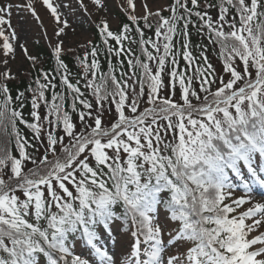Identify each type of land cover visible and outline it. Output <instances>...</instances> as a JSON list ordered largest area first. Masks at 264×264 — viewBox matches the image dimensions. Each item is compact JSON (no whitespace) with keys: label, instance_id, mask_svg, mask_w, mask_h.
I'll return each instance as SVG.
<instances>
[{"label":"snow or ice","instance_id":"obj_1","mask_svg":"<svg viewBox=\"0 0 264 264\" xmlns=\"http://www.w3.org/2000/svg\"><path fill=\"white\" fill-rule=\"evenodd\" d=\"M92 3L104 7L103 0ZM43 4L63 25L59 37L68 21L52 0ZM25 7L39 20L33 0L0 4L5 57H15L18 40L13 8ZM142 7L145 15L138 17L135 0H126L130 23L117 32L107 20L97 26L106 51L117 57L135 26L139 40L133 42L145 59L128 60L131 75L121 71L118 78L109 61V73L98 77L99 49L91 41L90 52L77 57L95 107L79 81L71 82L63 41L54 55L60 84L73 97L71 112L66 96L55 91V77L43 70L35 88L26 89L35 93L32 122L23 115L25 93L14 98L7 83L0 84V264H264V202L255 200L264 197V0H173L167 17L146 0ZM150 16L157 23L146 37L139 22L152 29ZM190 25L217 48L219 72L206 47L198 45L199 57L193 55ZM0 77L16 78L7 69ZM41 103L48 109L43 118ZM105 113L113 120L105 122ZM115 221H123L134 240L123 262L104 240ZM78 243L96 259L76 254Z\"/></svg>","mask_w":264,"mask_h":264},{"label":"rangeland","instance_id":"obj_2","mask_svg":"<svg viewBox=\"0 0 264 264\" xmlns=\"http://www.w3.org/2000/svg\"><path fill=\"white\" fill-rule=\"evenodd\" d=\"M4 2L5 0H0V4ZM10 2L14 4H26L27 0H10ZM144 2L145 0H135V14L138 17L145 15L142 7ZM146 2L152 12L157 10L163 12L165 11L164 9H167L170 0H146ZM52 3L54 6H58L57 11L61 20H67L69 25L59 37L56 35V32L63 25L57 23L51 15L50 10L43 4V0H33V7L39 20L26 7L19 10L13 8L11 22L18 36V40L13 42L16 46L15 57H5L2 51H0V61H8L6 65L0 63V72L7 69L17 77L28 71L31 63L36 62L27 59L24 51L19 47L21 44L27 48L28 55L33 57L36 56L37 47L40 43L49 50L54 51L58 41H63L61 45L62 51L73 49L92 41L90 31L93 27H97L102 20H107L109 27L115 29L118 27V14H126L124 11L126 0H103V8H98L92 3V0H83V4L87 9L86 11L84 7H81L80 0H52ZM216 66L218 71H220V63L217 62ZM0 78L2 79V77ZM106 114V116H110V114ZM236 195H243V192L237 191ZM255 200L264 202V197L256 195ZM249 206L251 205L247 204L244 208ZM104 240L110 254L115 253L114 259H119L121 262L128 258L132 244L134 243L130 234L120 231L119 225H113L112 233L106 234ZM75 253L85 259H96L94 255L90 254L88 248L77 246Z\"/></svg>","mask_w":264,"mask_h":264},{"label":"trees","instance_id":"obj_3","mask_svg":"<svg viewBox=\"0 0 264 264\" xmlns=\"http://www.w3.org/2000/svg\"><path fill=\"white\" fill-rule=\"evenodd\" d=\"M172 2H173V0H170V3L168 4V6L171 5ZM209 2L218 4L219 0H209ZM200 10L204 11L205 9L201 8ZM207 11H209V14L212 15L213 17L217 16V14H218L216 9H208ZM162 15L167 17L170 15V12L165 10L162 12ZM192 19L195 20L196 17H193ZM125 23H130L127 20L126 14L119 13L118 14V27L115 29H112V28H110V29L113 32H117L120 30L122 25ZM149 23H151L153 25L152 29L144 27V21L143 20H140V22H139V25L142 28V30L144 31L146 37L154 35V28H155V25L157 23L156 18L150 16L149 17ZM134 28H135V26H133V31L130 33V39L124 41L125 53H122L120 57L115 56V54H109L106 51L105 46L103 45L98 27H93L91 29V31H90L92 34V41L91 42L93 45H96L99 49V54L97 57L99 64H100L99 72L97 73L98 77L101 73H103V74L109 73V70H110L109 61H111V65L116 69L117 77L120 78L121 71L127 72L129 75H131V73L133 71V69H130L128 66V60L135 61L137 58H140L141 60L145 59V57L141 53L139 44L133 42V41L139 40V36L135 32ZM189 31L191 33L190 40H191V51L193 52V55L199 57L201 48L197 47L198 45L202 46V47H206V49H207L206 55L208 56L209 61L214 65L215 68L217 67L216 66L217 62L220 63V65L222 67V62H221V59L218 55L217 48L215 46L209 44V42L205 36L198 35L196 32V29H194L191 25L189 26ZM109 43L116 46V47H119V45H115V42L111 41V39L109 40ZM86 45H88V44H83L79 47L62 51L61 52V59L67 65V68L71 74L70 75L71 82L76 84L77 81H79L78 86L80 87L81 91L84 93V97L86 99H88L90 102H92L94 107H95L96 99L92 95V90L90 88L85 87L86 81L84 79V75H85L84 74V68L82 67L80 61L77 59V57L82 58L84 56L85 52H90L91 46L86 47ZM148 47H149V50H151V47L150 46H148ZM128 49L132 50L131 54L127 53ZM35 57H36V62L30 64V68L28 71H26L22 75L17 76L15 79H12V80L4 81L3 78L2 79L0 78V84L7 83L9 89L11 90V94L14 98L16 97L18 92H24L25 93V99L23 101V103H24L23 115H24V118L26 120H28L29 122H32L33 118L30 115V113L32 111L31 101H32L33 95L35 93L32 91H26V89H28L30 84H32V87L35 88V84L33 82L37 78V76L40 75L41 70H43L45 72L50 73L51 76L55 77L54 82L57 85L55 91L62 92L66 96L65 107L69 112H71L72 111L71 110V104H72L73 97H72V94L70 92H68L60 84V76L56 72L57 64H56L54 51L49 50L47 47H45L44 45H42L40 43V44H38L37 53H36ZM90 61H91V56H89V62ZM120 61H123V67L122 68L120 65ZM197 63H202V62L200 60H197ZM180 66H181V68L185 67V62L182 59H180ZM152 67H153V70H155V65H152ZM135 71L137 72V75H139L140 69L137 68ZM217 71H218V69H217ZM163 79H164L165 83H167V81H168L167 68L165 69V73L163 74ZM98 82L99 81L97 80V83ZM108 86H109V89H111V82L110 81H109ZM178 92H179V90L177 89V93ZM45 95L48 98V100L51 101L52 90L46 91ZM0 99H3V97H0ZM13 106L18 107L19 102H16ZM77 107L82 109V106L79 105L78 102H77ZM39 113H40L42 118L47 116L48 109L45 107V105L43 103H41V107L39 108ZM106 115L107 114L105 113V122H109V121L113 120L114 116L112 114H110V116H106ZM50 118L53 120L55 119L54 116L50 117ZM73 121L78 125V130H79V119H78L77 113H73ZM44 122H45V124L47 123L46 120ZM20 128H21L22 134L29 141H31L33 144H35L36 141L33 139V133L31 131V129H28L27 127H25L22 124L20 125ZM0 142H2V140H0ZM28 151L32 152L33 149L30 148V149H28ZM41 151H42V148H41ZM13 153L15 154L14 146H13ZM37 154H39V153H37ZM27 167L31 168V167H33V165L29 162V163H27ZM113 225H119L120 231L122 233L130 234V232L128 230V226L123 221H115ZM77 246L87 248V246L84 245L83 243H78ZM77 246L75 248H77Z\"/></svg>","mask_w":264,"mask_h":264}]
</instances>
